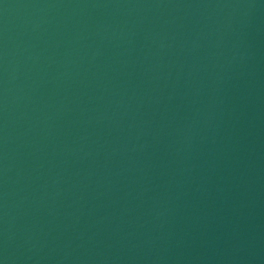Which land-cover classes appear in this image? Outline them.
Wrapping results in <instances>:
<instances>
[{
    "label": "water",
    "instance_id": "water-1",
    "mask_svg": "<svg viewBox=\"0 0 264 264\" xmlns=\"http://www.w3.org/2000/svg\"><path fill=\"white\" fill-rule=\"evenodd\" d=\"M0 264H264V0H0Z\"/></svg>",
    "mask_w": 264,
    "mask_h": 264
}]
</instances>
